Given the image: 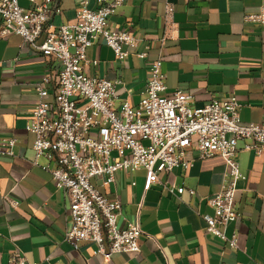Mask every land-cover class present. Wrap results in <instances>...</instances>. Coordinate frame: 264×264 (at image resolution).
<instances>
[{"label":"crops","instance_id":"0c3cea01","mask_svg":"<svg viewBox=\"0 0 264 264\" xmlns=\"http://www.w3.org/2000/svg\"><path fill=\"white\" fill-rule=\"evenodd\" d=\"M21 1L24 8L32 7ZM55 1L61 14L52 17L53 23L74 22L81 0ZM88 2L98 7L96 0ZM262 7L264 0H126L109 26L132 32L141 41L139 49L149 46L148 57L131 52L120 61L98 37L87 50L85 70L119 81L116 104L126 101L136 107L150 79L149 64L160 56L167 93L181 88L192 96V107L236 97L242 123L261 122L264 25L247 23L245 16ZM164 37L168 40L161 46ZM93 60L98 61L95 66ZM61 68L56 60L25 47L20 35L0 38V140L16 139L13 154L0 156V264H8L14 252L39 264H164V256L170 264H264V154L241 150L243 142L236 154L246 176L235 194L239 216L226 229L228 238L236 236L238 249L209 233L204 220L214 215L207 200L222 190L228 167L220 155L197 159L194 148L188 152L192 166L160 173L147 192L144 169L121 171L109 186L93 180L105 197L123 204L126 220H139V253H118L105 261L92 242H81L78 249L66 243L67 199L42 168L54 163L36 158L35 136L26 130L38 100L36 84ZM181 186L196 193L168 190Z\"/></svg>","mask_w":264,"mask_h":264},{"label":"built area","instance_id":"2783aa9c","mask_svg":"<svg viewBox=\"0 0 264 264\" xmlns=\"http://www.w3.org/2000/svg\"><path fill=\"white\" fill-rule=\"evenodd\" d=\"M20 1L0 0V38L20 35L25 47L62 65L60 71L47 72L36 84L38 100L26 130L35 136L36 158L46 157L54 163L42 168L67 199L65 242L75 249L81 242H92L105 261L118 253H139L143 233L139 220H126L123 204L105 197L93 180L109 186L121 171L144 169L147 192L159 182L160 173L192 166L188 152L194 148L197 159L220 155L228 167L222 190L207 200L214 215L204 220L209 233L238 249L236 236L226 235L228 225L239 216L235 208L238 182L246 179L236 154L240 142L244 144L241 150L264 154V120L243 124L242 105L236 97L192 107V96L181 88L167 93L160 56L149 64L150 79L139 104L133 107L125 101L117 105L119 81L91 76L85 67L89 64L87 50L98 37L120 61L131 52L140 59L148 57L149 46L139 49L141 41L132 32L109 26V19L126 0H96V9L81 0L75 21L60 25L52 21L61 14L55 0H28L30 9ZM245 21L264 25V7L246 14ZM167 40L164 37L161 46ZM91 63L95 66L98 61ZM49 96L53 101H48ZM15 144V138L0 140V156L12 155ZM168 190L179 195L196 193L184 186ZM164 257V264H170ZM8 264L39 263L14 252Z\"/></svg>","mask_w":264,"mask_h":264},{"label":"rangeland","instance_id":"374dc122","mask_svg":"<svg viewBox=\"0 0 264 264\" xmlns=\"http://www.w3.org/2000/svg\"><path fill=\"white\" fill-rule=\"evenodd\" d=\"M20 4H22V1H20Z\"/></svg>","mask_w":264,"mask_h":264}]
</instances>
